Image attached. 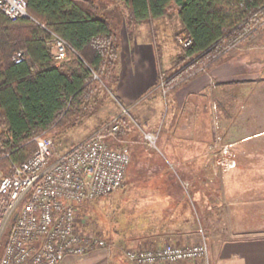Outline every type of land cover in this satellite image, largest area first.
Wrapping results in <instances>:
<instances>
[{
	"label": "trees",
	"instance_id": "trees-1",
	"mask_svg": "<svg viewBox=\"0 0 264 264\" xmlns=\"http://www.w3.org/2000/svg\"><path fill=\"white\" fill-rule=\"evenodd\" d=\"M111 1L114 5L107 9V3L98 0H26L32 18L10 19L0 10V161L10 163L9 173L12 163L24 161L34 150V135H55L90 115L101 85L116 98L123 21L133 39L139 24L178 15L181 27L175 37L190 38L191 44H180L173 69L163 76L165 91L214 65L229 48L253 37L264 22V0ZM51 32L77 54L56 63L48 44ZM18 50L23 54L16 62ZM115 117L116 135L127 138L130 120L125 114ZM110 143L121 146L113 139ZM153 170L159 186L180 183L175 175ZM87 201L74 202L76 216L89 212ZM202 220L207 224L209 215Z\"/></svg>",
	"mask_w": 264,
	"mask_h": 264
},
{
	"label": "crops",
	"instance_id": "crops-1",
	"mask_svg": "<svg viewBox=\"0 0 264 264\" xmlns=\"http://www.w3.org/2000/svg\"><path fill=\"white\" fill-rule=\"evenodd\" d=\"M98 1L107 3V9L114 5L111 0ZM171 20H174L178 30L181 22L177 14L161 16L139 24L133 39L128 34L125 22H122L116 98L123 108L130 109L129 106L134 103L131 110L138 109L142 112L135 120L145 122L148 120L146 113L149 114L147 109L152 103L150 98L159 94V89L165 93L164 96L170 98V112L164 126L166 135L163 140H172L164 141L165 148L177 161L183 180L176 185L139 187L137 191L143 195L155 190L161 192L162 196L155 200L148 195L142 196L139 208L143 211L140 212L138 221L131 223L130 227L120 224L123 226L122 230L105 228L103 237L110 243L108 248H94L79 255L67 254L59 264H130L124 254L125 249L130 246H159L166 242L185 246L196 242L199 239L201 221L198 210L204 216L205 203L206 210L210 207V196L221 195V190L210 188L209 181L216 174L209 173L210 142L216 136V121L213 118L217 113L215 120L219 124L220 133L225 136L232 121L239 115H244L245 112L249 113V116L252 114L249 110L240 109L235 91L237 92L238 88L240 91L250 88L252 92L247 98L261 94L264 96L263 88H254L264 70V52L257 46L258 39L262 36L261 29L253 37L243 39L229 48L214 65L164 91L163 85L156 82V48L160 43L157 28L163 30L164 26L172 24ZM262 26L264 23L260 28ZM172 69L169 68L167 73ZM262 78L264 79V76ZM146 93L144 99L139 100L140 96ZM228 94L233 101L225 108L219 106L216 111L215 102L221 97L229 96ZM144 101L146 103L143 106ZM253 117H249L250 122H253ZM261 132H264V125L250 133L242 134V140H249ZM176 145L179 147L175 148ZM192 164H196L195 169ZM1 174L2 168L0 176ZM127 230L132 232L130 236H126ZM209 248L211 264H264V235L231 234L211 242Z\"/></svg>",
	"mask_w": 264,
	"mask_h": 264
},
{
	"label": "built area",
	"instance_id": "built-area-1",
	"mask_svg": "<svg viewBox=\"0 0 264 264\" xmlns=\"http://www.w3.org/2000/svg\"><path fill=\"white\" fill-rule=\"evenodd\" d=\"M0 10L10 19L32 18L26 0H0ZM177 41L191 44V39L183 36H177ZM48 44L56 63L77 54L55 32H51ZM22 54L23 50H18L14 61H20ZM118 130L114 117L65 151L54 148L51 136L34 135L32 153L24 161L12 163V171L0 176V264H59L67 254L110 246L103 236L78 226L73 204L121 186L130 153L123 146L111 145ZM145 134L147 144L154 147V134ZM224 147L216 154L215 163L225 172L237 166V156L229 145ZM124 254L130 264H211L208 238L201 226L196 242L185 246L169 242L139 245L125 249Z\"/></svg>",
	"mask_w": 264,
	"mask_h": 264
},
{
	"label": "rangeland",
	"instance_id": "rangeland-1",
	"mask_svg": "<svg viewBox=\"0 0 264 264\" xmlns=\"http://www.w3.org/2000/svg\"><path fill=\"white\" fill-rule=\"evenodd\" d=\"M171 23L164 26L163 30L157 28L160 43L156 48L158 52L156 82L160 83L169 68H173L174 59L181 52L180 44L177 41V37H175L176 32L180 28L177 30L178 27L174 20H171ZM260 29L262 36L259 37L257 46L264 52V26ZM175 30L177 31L175 32ZM260 75L261 77L254 84V88L264 89V79L262 78L264 70H262ZM159 90V94L150 98L151 107L146 106L149 114L146 113L148 120L145 122L138 119L135 120L138 115L141 116L142 112L138 109L131 110L132 106L135 105L134 103L129 106L130 109L127 112H123L124 108L119 104L117 98L104 85H101L97 91L96 101L93 103V112L90 115H86L68 130L55 135L54 132L49 134L54 141L55 149L64 151L72 143L79 142V140L89 136L102 123L118 114H125L130 120L131 127L127 138L120 139L116 135L117 138L113 139L121 146L127 148L130 153L131 161L125 181L114 192L84 203V206L89 208V212L77 213V224L81 229L96 233L101 231L103 233L105 228L107 230L110 227L122 230L123 226L121 225L130 227L131 223H136L140 212L143 211L139 208L140 198L148 195L155 200V198L162 196L161 192L155 190L144 195L137 191L141 186H152L154 188L159 186L160 181L155 183V179L152 178L155 175V173L153 174L155 172L153 169H159L156 172L163 175L168 172V176L172 174L180 181L183 180L181 176L182 170H180L177 161L173 159V154L165 148L166 143L164 141H172L163 140L166 135L164 126L167 123L171 102L170 98L166 95L164 96L165 93L161 89ZM250 92H252L250 88H245L244 91L243 89L240 91L238 88V91H235L240 109L249 110L252 114L249 116V113L245 112L244 115H239L236 118L237 121H232L225 136L220 133L219 124L215 120L217 119V113L214 114L213 119L216 121L214 132L216 136L210 142L213 148L212 146L210 148L211 158L209 163L211 169H209V173L218 175H212L213 177L209 181L211 184L210 188L216 191L221 190V195L212 194L210 196V203L208 204L210 207L208 210H206L205 203V214L209 215L207 224L202 220V214L198 210L201 220L200 226L208 235L209 245L211 242L229 237L231 234L234 236L264 235V132L256 134L258 136L251 134L253 138L242 140V134L250 133L264 125V96L261 94L247 98ZM145 95L147 93L142 94L139 100H143ZM228 95L227 97L219 98L215 102L216 111L219 106L225 108L226 105L228 106L233 101L230 94ZM201 100L206 101L204 99ZM145 103L144 101L143 106ZM249 117H253V122H250ZM145 132H151L156 137L154 147H150L147 144L148 139L145 140L147 135ZM225 144L229 145V148L237 156V166L228 172L222 171L219 165L215 163L216 154H220L225 148ZM177 147L179 145L175 146V148ZM196 164L199 165L200 162H196ZM196 164H192L193 169H195ZM0 168L3 169V174L1 175H5L10 171V163L0 161ZM206 227L209 228V231L206 230ZM127 233L126 236H130L132 232L127 230Z\"/></svg>",
	"mask_w": 264,
	"mask_h": 264
}]
</instances>
